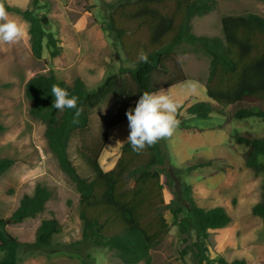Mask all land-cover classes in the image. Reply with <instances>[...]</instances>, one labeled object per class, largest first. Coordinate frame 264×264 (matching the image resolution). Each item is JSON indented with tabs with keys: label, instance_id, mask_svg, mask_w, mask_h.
<instances>
[{
	"label": "trees",
	"instance_id": "trees-1",
	"mask_svg": "<svg viewBox=\"0 0 264 264\" xmlns=\"http://www.w3.org/2000/svg\"><path fill=\"white\" fill-rule=\"evenodd\" d=\"M104 5V30L131 66L120 65L93 88L87 87L80 77L69 85L52 72L32 76L24 85L29 114L45 125L48 147L79 193L81 238L68 243L53 242V235L61 230L55 215L40 220L31 242H21L9 233L8 223H21L45 211L51 193L45 185L36 184L31 194L22 195L8 218L0 216V264H18L21 251H66L79 255L81 264H94L90 253L94 247H107L124 264H150V250L171 227L176 230L180 259L188 256L194 264H245L241 258L208 256L204 242L208 230L224 227L230 221L223 207L199 206L191 195V186L185 182L172 190L169 202L164 201L166 182L161 176L165 155L155 129L133 132L121 145L111 170L104 171L98 158L112 128L149 109L151 94L185 81L180 65H171L175 48L182 44L209 60L205 85L208 99L185 107L188 117L216 114L226 120L256 117L264 121V16L253 12L222 14V35L218 36L196 34L192 29V19L214 10L217 0H115ZM43 6L39 0H31L26 8L0 0L1 10L14 11L28 23L29 46L36 59L41 57L43 46L50 57L61 52L58 39L47 30L48 15L38 10ZM110 97L115 108L103 121L100 139L79 149L90 171L82 176L69 153L71 139L77 132L89 129L91 111ZM167 125L202 129L179 120ZM3 129L0 124V132ZM230 139L244 147L245 166L254 175L264 173V134L235 132ZM214 161L188 160L176 174L212 166ZM13 163L12 158H0V175ZM223 169L219 166V170ZM166 211L172 216L170 223L165 218ZM252 213L264 222V183Z\"/></svg>",
	"mask_w": 264,
	"mask_h": 264
},
{
	"label": "rangeland",
	"instance_id": "rangeland-1",
	"mask_svg": "<svg viewBox=\"0 0 264 264\" xmlns=\"http://www.w3.org/2000/svg\"><path fill=\"white\" fill-rule=\"evenodd\" d=\"M11 6L26 8L31 0H6ZM115 0H39L50 19L47 30L58 39L61 52L50 57L43 46L39 59L31 53L28 23L14 11L0 9V158L14 160L0 175V216L8 218L23 194H31L36 184L45 185L51 193L45 211L21 223H8L7 230L21 242H31L42 218L55 215L61 230L53 242L68 243L81 238L77 192L74 183L62 171L50 151L44 136L45 125L29 114L30 102L24 95V85L32 76L52 72L59 80L72 84L80 77L87 87H95L108 73L120 65H131L115 48L107 32L105 2ZM253 12L264 16V3L257 0H217L211 12L192 19L196 34L221 36L220 16ZM177 62L186 79L183 83L163 88L149 96V109L112 128L98 158L100 165L116 164L123 142L116 139L119 132L155 129L165 155L162 181L163 198L167 203L172 190L181 182L191 186V195L204 208L221 206L230 217L227 225L209 229L204 241L209 258L244 259L245 264H264V222L252 213L260 199L264 173L254 175L242 159L244 147L235 145L230 137L235 132L264 134L260 118L226 120L222 115L207 118L188 117L184 108L196 101L207 100L204 91L208 74V58L187 45L175 48L173 66ZM112 97L90 113L89 129L77 132L71 139L69 153L82 176L90 171L78 153L83 146L100 139L103 121L114 112ZM197 126L201 130H185L170 121ZM133 128V129H132ZM214 159L212 166L191 171L176 170L191 159ZM115 166V165H114ZM223 166V170H219ZM170 175V177H168ZM170 182V185L167 184ZM165 218L170 223L171 214ZM94 264H124L107 247L90 249ZM18 264H81L79 255L66 251L28 252L18 254ZM137 264H144L143 261ZM150 264H194L187 256L179 258L175 227L150 250Z\"/></svg>",
	"mask_w": 264,
	"mask_h": 264
},
{
	"label": "crops",
	"instance_id": "crops-1",
	"mask_svg": "<svg viewBox=\"0 0 264 264\" xmlns=\"http://www.w3.org/2000/svg\"><path fill=\"white\" fill-rule=\"evenodd\" d=\"M209 63V62H208ZM204 91L206 93V87L204 88ZM207 95V94H206ZM149 130V129H148ZM136 131H141V130H136ZM133 132H125V131H122V132H119V134L116 135V139L119 141V142H125L128 140V138L130 137V135L132 134ZM115 164H112V162H109L107 163L105 166H102V169L104 171H109L111 170L113 167H114Z\"/></svg>",
	"mask_w": 264,
	"mask_h": 264
}]
</instances>
